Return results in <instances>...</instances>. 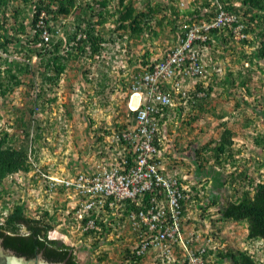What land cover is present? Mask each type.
Masks as SVG:
<instances>
[{
    "label": "rangeland",
    "instance_id": "obj_1",
    "mask_svg": "<svg viewBox=\"0 0 264 264\" xmlns=\"http://www.w3.org/2000/svg\"><path fill=\"white\" fill-rule=\"evenodd\" d=\"M30 1L32 3L24 4L20 13V18L24 19L20 23L26 31L20 37L27 41L29 39V43L31 9L34 3L38 4V0ZM80 1L82 7L90 2L93 9L87 10L85 6L81 16L96 18L99 12L107 18L106 22L96 26L105 38L99 57L91 61L85 55L64 58V70L53 76L52 67H46L48 55L44 54V49L47 46L42 49L41 56L33 55L29 60L12 47L0 55L2 81L6 79L8 70L16 71L15 64L26 70L19 74L20 84L6 95H0V129L14 137L19 134L23 140L16 126L20 117L23 121L32 122L31 130L36 125L40 129L33 143V163L29 171L3 181L0 222L14 207L13 202L26 203L30 213L31 210L47 208L55 220L50 223V238L72 245L80 255L84 249L91 248V263L121 264L130 235L115 236L111 232L104 240L98 241L100 239H90L82 234L68 221H62L69 216L66 211L71 209L69 203L66 205L68 194L46 190L37 178V169L55 177H64L88 168V164L98 157L97 152L103 142L106 150L109 134L124 126L128 119L126 89L130 71L136 69V64L162 56L175 34L170 24V5L180 9H184V5L171 0H135L136 9L144 8L145 3L150 1L152 5L157 4L160 10L156 18L165 16L162 26L155 23L156 18L152 19V28L158 31L157 35L144 32L141 36L116 29L114 19L118 15L111 14L117 0H109L107 9L100 7L99 0ZM7 12L12 24L15 16L11 5L7 7ZM80 21L70 12L65 18L58 16L55 23L50 22L49 25L61 26L65 35L72 32L76 24H81ZM8 32L15 33L13 29ZM263 39L261 35L254 43L241 46L238 41H222L219 36L216 42L211 43V50L203 59L207 73L200 80L204 89L209 87L208 96L197 105L181 106L178 102L168 110L169 116L165 119L162 159L166 163L168 155L173 165L183 167L186 175L184 185H192L195 189L193 199L185 208L184 223L187 233L194 231L199 238L212 239L214 253L208 259L213 264H230L225 258L216 261L218 256L215 250L222 253L244 250L254 259L264 262L260 240L246 237V222L221 219L218 205L211 204V195L217 194L218 188H223L234 199L241 190L250 188L245 176L246 179L251 176L254 181L262 179L258 163L264 152V141L261 139L264 138V59L258 56L257 51ZM47 73L52 75L51 80L46 79ZM222 124L230 128L233 134L232 157L226 155L224 163L216 162L213 154L216 140L223 129ZM242 182H245L244 185Z\"/></svg>",
    "mask_w": 264,
    "mask_h": 264
},
{
    "label": "built area",
    "instance_id": "obj_2",
    "mask_svg": "<svg viewBox=\"0 0 264 264\" xmlns=\"http://www.w3.org/2000/svg\"><path fill=\"white\" fill-rule=\"evenodd\" d=\"M215 10L209 21H182L183 35L176 37L175 44L152 64L130 74L128 119L109 134L106 150L103 142L88 168L64 177L37 169V178L46 190L68 194L66 205L71 209L62 221L90 239L111 232L130 235L125 244L130 255L121 264H138L144 256H149L151 264H213L208 259L214 253L212 239L199 238L194 231L187 233L184 223L182 205L192 200V185H184L185 176L175 166H168V155L164 163L161 147L168 110L186 102L188 89L206 76L203 59L211 45L204 42L210 30L225 26L233 39L243 36L241 24L233 25L237 18L231 11L222 4H216ZM43 16L41 12L37 21L43 40L62 36V28L46 25ZM0 55H4L1 50ZM203 94L198 91L194 96L203 98Z\"/></svg>",
    "mask_w": 264,
    "mask_h": 264
},
{
    "label": "trees",
    "instance_id": "obj_3",
    "mask_svg": "<svg viewBox=\"0 0 264 264\" xmlns=\"http://www.w3.org/2000/svg\"><path fill=\"white\" fill-rule=\"evenodd\" d=\"M14 1L18 2V0H0V27L3 30L2 33L0 32V50L4 53H7L9 47H12L15 48L16 53H23L25 58L29 60L33 55L41 56L42 49H44V46H47L44 49V54L48 55L46 67H52L51 72L53 76L64 70L65 64L62 63V59L64 58L85 55L91 61L99 56L105 38L103 34L97 31L96 26L106 22L107 18L99 12H97L96 18L81 16V10L85 9V6L87 10H93L90 2L85 3L82 7L80 0H38V4L35 5L34 3L31 9L32 17L30 18L28 33L31 34V43H29V39L27 41L25 38L20 37L26 31L24 30V25L18 22V20L22 19L20 18L22 8L15 5ZM20 1L26 5L28 2L32 3L30 0ZM108 1L99 0L98 4L101 8L107 9ZM53 2H56V4H53ZM134 3L135 0H118L113 5V9L117 11L118 15L114 19L116 29L124 33L129 31L131 35L140 34L142 36L144 32L151 33L154 36L157 35L158 31L155 27L152 28V19L155 20V15L160 11L158 5H152L150 1H147L144 8L136 9ZM7 4L11 5L14 11L15 17L12 24L9 22L10 17L3 7ZM216 4H222L223 9L231 11L236 16L237 19L233 25L241 24L240 31L243 36L235 40L232 38L231 29L228 27L213 28L208 33V39L204 42L205 44L211 45V43L216 42L218 40L217 34L220 38L222 37V41L235 40L241 46L249 45L259 39L261 35L264 36V0H188L183 4L184 9L177 8V6H173L172 4L170 5L172 17L170 24L173 31H175L173 37L183 35L180 28L182 21L188 24L199 23L204 19L209 21L216 14ZM41 12H44L41 20L46 25H49L50 22L54 24L58 16L62 15L65 18L70 12H73L74 16L81 20V24H76L75 30L67 33L68 36L65 34L66 38L53 36L50 41H44L40 36L42 28L37 26ZM17 15H19L18 18H16ZM111 15L114 16L115 12H112ZM164 19V15L161 18H156L155 23L158 26H162ZM8 29H13L15 33L7 34ZM259 43L258 56L264 59V39ZM248 59L250 62L252 61L250 58ZM8 64H11V62ZM15 65V68H17L15 72L8 70L6 79L4 81L0 79L1 96L6 95L12 88L20 84L19 74L26 72L25 68H21L18 64ZM45 76L47 80L52 79V75L49 73ZM208 89H204L201 83L196 84V87L190 91V94L193 95L191 97L196 98L191 105H197L201 100L205 99L209 94ZM198 91L204 93L203 98L194 96L195 92ZM245 103L248 104L247 102ZM17 120L19 121V125L17 123L16 126L23 140H21L19 134L14 137L8 131L0 129V198L3 196L4 179L7 176L15 174H26L32 166L33 143L40 131L37 125L31 130L32 122L23 121L22 117ZM31 121H34V118H31ZM222 125L223 129L216 140L217 143L213 154L216 162L222 161L224 163L226 155L232 157L233 134L230 128L224 126V124ZM24 138H28V140ZM261 139L264 141V138ZM25 141L28 142L25 143ZM258 167L259 174L262 175L261 180L254 181L251 176L248 179L245 176L246 184L250 188L241 190L234 199L230 198L223 188H218L217 194L213 193L211 195V204L218 205L217 208L221 219L236 222L245 221L246 237L250 240H260L264 251V152L261 162L258 163ZM244 183L242 182V185ZM13 203L14 207L7 212L0 222V245L3 248L10 249L15 254L23 255L26 258L33 257L36 252H41L42 257L50 262L99 264V262H89L91 248L84 249L82 251L83 254L80 255L75 252L72 245L65 242H61L58 245V239L48 236L52 229V224L50 223L55 220L53 214H49L46 208H39V213L36 210H31L30 213L26 203ZM186 205H182L183 213L185 212ZM106 231L107 229H105ZM105 237L106 235L98 241L104 240ZM129 250L127 247L124 248V258L129 257ZM215 253L218 256L216 261L225 258L230 264H264V262L254 259L251 254L244 250H227L224 253L215 250Z\"/></svg>",
    "mask_w": 264,
    "mask_h": 264
},
{
    "label": "water",
    "instance_id": "obj_4",
    "mask_svg": "<svg viewBox=\"0 0 264 264\" xmlns=\"http://www.w3.org/2000/svg\"><path fill=\"white\" fill-rule=\"evenodd\" d=\"M61 243L58 240V245ZM0 264H64V262H50L42 257L41 252H36L33 257L26 258L17 255L10 249H5L0 245Z\"/></svg>",
    "mask_w": 264,
    "mask_h": 264
},
{
    "label": "clouds",
    "instance_id": "obj_5",
    "mask_svg": "<svg viewBox=\"0 0 264 264\" xmlns=\"http://www.w3.org/2000/svg\"><path fill=\"white\" fill-rule=\"evenodd\" d=\"M118 1V0H117ZM185 1H187V0H171V2H176V3H178L179 5H183L184 3H185ZM136 2V1H135ZM237 5V4H236ZM135 6V5H134ZM240 6V5H239ZM136 10V9H135ZM113 11L115 12V14H117V11L115 10V9H113ZM54 23H55V21H54ZM60 28H62L61 26H60ZM62 30V29H61ZM75 30V28H73V30L72 31H74ZM79 34V33H78ZM131 34V33H130ZM67 35V34H66ZM66 35H64V32L62 33V36H60V37H63V38H65V36ZM178 35H176L175 37H174V39H173V42L170 44V46L169 47H171L173 44H175L174 42L176 41V37H177ZM103 44H104V42H103ZM168 47V48H169ZM167 48V49H168ZM166 49V50H167ZM102 50H103V47H102V49H101V51H100V53H99V56L101 55V52H102ZM165 50V51H166ZM98 56V57H99ZM156 59H158V58H156ZM155 59V60H156ZM155 60H150V61H144V62H141V63H139V64H136V69H134V70H131L130 71V74L132 73V72H135V71H139V70H141V69H144L145 67H147L148 66V64H152V62L153 61H155ZM203 63H205V62H203ZM204 68H205V64H204ZM206 69V68H205ZM129 82H130V75H129ZM129 82H128V84H129ZM198 83H201V80H199L198 82H196L195 84H194V86L192 87V88H189L188 89V94H189V99H186V102H180V105L181 106H184V105H188V104H192V97L191 96H193V95H191L190 94V91H191V89H194L195 87H196V84H198ZM202 85V84H201ZM202 87H203V85H202ZM204 88V87H203ZM127 91H126V94H127V98H128V94H129V92H128V87H127V89H126ZM178 95V94H177ZM176 94H175V98H176V96H177ZM179 97L177 96V101H181V100H179L178 99ZM194 100H196V98H194ZM194 189V188H193ZM195 190V189H194ZM195 194V193H194ZM194 196V195H193Z\"/></svg>",
    "mask_w": 264,
    "mask_h": 264
},
{
    "label": "crops",
    "instance_id": "obj_6",
    "mask_svg": "<svg viewBox=\"0 0 264 264\" xmlns=\"http://www.w3.org/2000/svg\"><path fill=\"white\" fill-rule=\"evenodd\" d=\"M14 4L17 5V6H19V7H21L22 9H23V7L25 6L24 3L21 2L20 0H18V2H17V1H14ZM3 7H4V10H6V12H7V7H9V4L4 5ZM11 9H12V7H11ZM20 13H21V12H20ZM8 14H9V12H7V15H8ZM12 14L14 15V11H13V9H12ZM18 17H19V15L16 16V18H18ZM9 20H10V19H9ZM23 20H24V19L18 20V22H21V21H23ZM8 30H9V29H8ZM8 30H7V34L9 33ZM0 32H1V33L3 32V30H2L1 27H0ZM217 37L219 38L218 34H217ZM163 138H164V135H163ZM168 164H169V166H175V169L179 172L180 175L186 176V175L184 174V171H183L184 169H183V167H180V166H178V165H173V163L170 162V158H169ZM147 261L150 263L149 256H144V257L141 259L140 262H147Z\"/></svg>",
    "mask_w": 264,
    "mask_h": 264
},
{
    "label": "flooded vegetation",
    "instance_id": "obj_7",
    "mask_svg": "<svg viewBox=\"0 0 264 264\" xmlns=\"http://www.w3.org/2000/svg\"><path fill=\"white\" fill-rule=\"evenodd\" d=\"M62 242V241H61Z\"/></svg>",
    "mask_w": 264,
    "mask_h": 264
}]
</instances>
